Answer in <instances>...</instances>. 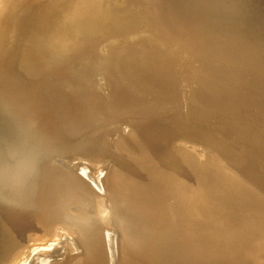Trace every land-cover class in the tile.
<instances>
[{"label":"bare ground","instance_id":"obj_1","mask_svg":"<svg viewBox=\"0 0 264 264\" xmlns=\"http://www.w3.org/2000/svg\"><path fill=\"white\" fill-rule=\"evenodd\" d=\"M153 6L151 0H0V90H13L0 103L15 106L1 112L6 125L0 133L11 139L19 123L34 121L52 141L48 159L56 153L67 161H112L117 201L111 211L100 209L101 198L91 207V189L81 187L86 186L84 168L78 172L77 166L76 172L75 164L67 169L45 164L22 204L9 203L13 197L7 192L0 199L1 253L33 227L44 233L29 240L59 237L57 229L46 232L56 221L57 228H75L87 241L89 248L70 263L108 264L102 223L119 217L128 252L147 264H263L264 245L248 255L255 249L253 236L225 234L217 221L209 223L214 230L205 235L187 233L185 243L175 242L178 250L192 252V261L166 243L181 238L172 223L186 213L181 208L201 207L217 195L213 181L230 189L246 209L241 201L248 202V195L240 190L245 185L214 165L215 156L246 166L247 179L264 186V117L240 119L252 109L234 104L264 91L258 74L264 43L186 26L158 1ZM50 78L63 83L54 79L55 85L38 95L34 87L48 85ZM182 93H190L192 101L181 102ZM130 129L141 135L123 136ZM115 134L123 140L112 144ZM179 138L193 140L198 153L205 149L207 160L190 152L188 140L177 149ZM254 208L247 204L249 211ZM74 241L68 243L70 252L77 249ZM209 253L215 257H202Z\"/></svg>","mask_w":264,"mask_h":264},{"label":"rangeland","instance_id":"obj_2","mask_svg":"<svg viewBox=\"0 0 264 264\" xmlns=\"http://www.w3.org/2000/svg\"><path fill=\"white\" fill-rule=\"evenodd\" d=\"M157 1L160 3V6L165 8L166 11L173 18H177L182 24L186 26L195 27L196 29L200 27L206 30H215L217 32H222L228 35L232 39H244V40L250 41L253 44L255 42L264 43V0H151V4L155 6ZM104 53L105 55H108L106 52ZM259 54L261 53L259 52ZM263 63H264V57L262 55V60L258 64V68H259L258 74H261V76H263V79L260 82V84H264V67H263L264 64ZM50 79H49L50 82L48 81L49 82L48 85L46 86L41 85L39 86L40 88L34 87L35 92L39 93L38 95H40L41 93L44 94L45 92L50 90L51 87L55 85L54 83L55 82L58 83L59 80H61V82L59 83H63V80H62L63 78L62 79L58 78V81L56 78H50ZM54 79H55V82H54ZM98 80H99V83L103 84L104 82L103 80L99 78ZM236 84L237 82L234 85L236 86ZM28 87H31V86H28ZM15 90L16 89H14V91ZM8 92L9 90H6V92L4 90V93L3 91L0 90V100L5 98L7 95H10V93H13V90H11L10 93ZM256 92H255L256 95H254L253 98L251 99H249L248 97V100H247V98H245L247 97V95H245L241 97V100L238 99L236 102H234V104L236 105H240V104L245 105L246 103H248V105L252 109L251 111H249V113L241 114L239 117L240 119L244 117H245L244 119H246L248 117V118H252L253 120L258 121L264 117V112H262L263 111L262 109H264V95H263L264 91L263 92L256 91ZM65 96L66 98H68L67 95ZM65 96H63V98ZM183 98H185L186 100ZM180 101L185 102V103L186 102L190 103L192 101L190 93L189 94L182 93V96L180 97ZM40 105L43 107L45 103L43 102ZM13 107L15 106L14 105H2L0 103V114L1 112L11 111ZM258 107H260L262 111H259ZM185 111H187V109H185ZM1 116L2 114L0 115V126L3 127L4 125H6L4 124L6 122H4L3 120L4 118L3 116L2 117ZM126 116H130V115H126ZM158 121L160 122V119ZM134 130L124 131L123 136H126V134L128 136H132V135L140 136L141 135V134H138L136 129ZM1 134L2 133H0V135ZM5 135L1 136L2 140H7L5 138L8 135L6 136ZM116 136L117 137H115L114 142H112L111 140L112 144H116L115 140H118V139L123 140L119 135H116ZM1 137H0V140H1ZM7 138L10 139L9 136ZM179 139L175 144V147L177 149L178 147H180L179 145H181V147L182 146L186 147L184 146L186 144L184 142H187L188 140L189 143H187L186 145L196 150L195 151L194 149H192L190 150V152L193 154H196V156L199 159L201 158L200 159L201 161L207 160L206 159L207 152L205 151V149L201 148L204 151V153L202 154L200 153L201 151L199 150L200 147L196 146L197 144L191 145L194 143L193 140L189 141L191 139H187V138H182L180 140ZM48 141L49 143L52 142L50 140ZM197 151H200V152L198 153ZM50 156L51 155L46 156V158H44L45 160L43 159L44 161L40 163L39 171L45 164H51L61 169H67L68 166L71 167L73 164H75V166L73 165L72 167L74 168L76 172L78 171L77 166L79 167L78 172H80L84 168L86 176L82 175L81 177L85 180L86 186H82L81 184L80 185L87 193H89V191L87 190V187L89 186L88 188L91 189V193H89L91 207H93L94 199L101 198L100 200L102 201V204H101L102 206L100 205V209H102L103 211H105V209L108 211H111L113 209L114 202H117V201H116V197L114 196V189H113L114 172L113 171L111 172V168L113 166L112 161H109V162L99 161L98 163L100 164H97L89 160H85V159L81 160L78 158H76L77 160L73 158V160H70V161L69 160L67 161L66 159L62 160V159H59L60 156L62 157V155L59 154L58 156L56 155V153H55V156L52 155V157L48 159ZM56 156H58L59 158H57ZM54 157H56V159ZM213 163L219 168L224 169L226 172L231 173L229 174V177L230 176H232L233 178L236 177L238 180L242 182V184L245 185V188L240 187L241 188L240 190L244 189L246 191L243 193L248 195L247 197L249 200H247L248 202L241 201L244 207L246 208V209H243L239 205V200L236 199L237 196H235V194H233L230 189L229 190L223 189V187L217 181H213L215 190L218 191L219 194L217 193V195H215L211 200H209L207 204H203L201 205V207H199L198 205L190 204L188 205L189 207L187 206V207L181 208V209H187L186 213L182 216L173 217V221H172V223H175L174 224V226H176L175 230L176 231L178 230L179 232V234L177 235H179V237L181 238L170 241L169 243L167 242L166 244L171 249H174L176 251H181L183 253L181 257L184 259L185 258L188 259L187 261H192V258H193L191 256L192 252L188 248H186V250L184 249L178 250L180 249V247L175 242L179 240L185 243L189 239V236H186L187 233L191 235L195 233L197 236L205 235L211 230H214L213 228H210L209 226V223L211 222L214 223V221H217L218 226L223 228L222 230L224 231L225 234L228 231H231V232L234 231L236 233L243 232V234H246V235L251 234V236H253L254 238L252 241H253V248L255 247V249H252V251L248 252V255L252 254L253 250L255 252H258L259 248L264 245V186H260L261 183L258 184L257 179H254V180L247 179L248 171L246 170L245 168L246 166L244 165L234 166L231 164L232 162L225 161V159L221 155L215 156V158L213 159ZM77 175L79 177L81 174L79 175L77 173ZM241 177L243 179H240ZM224 195H226L227 199H225ZM174 204L175 203L173 202V205ZM247 204L253 205L256 211L255 212L253 210L249 211V209H247ZM74 208L81 209V206L75 205ZM1 212L2 211H0V214ZM0 218L1 220L4 221V216H1ZM82 219L85 221H88V219H86L85 217ZM52 224L53 226L47 228L46 232L52 233L53 231L57 229L58 232L60 233L59 237L51 235L50 237L47 238V241L45 240L43 242L29 240V238H31L32 236L36 234L44 233V230L39 232L35 230L37 227H33L27 232L25 236H23L24 237L23 239L20 238L21 235H16L10 241V243H8L4 247L2 253L0 252V264H23V263L25 264H57L58 263L59 264L61 262H63L62 264H69L70 263L69 260H73V258H75L74 256H77L80 254L79 252L81 251L83 252V250H85L86 248H89L87 245V241L83 240L82 238L78 237L77 234H75L76 233L75 228L68 227L65 225L64 226L60 225L57 228L56 221L52 222ZM102 225H103L102 232H103V239H104L103 243L105 244L104 248H105V253L107 256L108 264H147V262H145L140 257L128 252L127 250L128 238H127V235H125L126 232L124 230V225L119 217L112 218L111 220L109 219L108 221L103 222ZM211 225L213 226L214 224H211ZM158 234L161 236V234H164V233L161 232L160 234L158 232ZM62 235L64 236V238H62L63 237ZM15 238L18 243L13 241ZM66 238H69V239L73 238L74 240H77V244H76L77 249L70 252L69 250L70 244L68 243L73 244L75 243V241L70 239V242L68 241L67 243ZM164 238L166 240V237ZM51 242H55V243H51ZM37 245H40L38 247H43V249L42 248L39 249ZM45 247L46 248L48 247V248L45 249ZM73 247L75 248V245H73ZM36 249L38 251H35ZM176 251H174V253ZM226 251H229V250L223 248V252H226ZM27 255H28L27 260L25 262H22L23 258ZM70 256L72 257L69 259ZM204 256L215 257L214 255H212V253L203 255L202 257ZM13 257L15 258L12 259ZM29 257H30V260H29ZM202 257H199V258H202ZM219 260L220 259H218V261ZM199 261L200 259H195L194 262H199ZM224 261L225 260H220L219 264H225ZM234 262L232 264H238V262H235V263ZM262 262L264 264V258ZM239 263L243 264L241 261H239ZM70 264H78V263L73 262ZM226 264H230V262L229 263L227 262Z\"/></svg>","mask_w":264,"mask_h":264},{"label":"clouds","instance_id":"obj_3","mask_svg":"<svg viewBox=\"0 0 264 264\" xmlns=\"http://www.w3.org/2000/svg\"><path fill=\"white\" fill-rule=\"evenodd\" d=\"M51 145L34 121L19 123L13 137L0 140V199L11 194L9 203L22 204Z\"/></svg>","mask_w":264,"mask_h":264}]
</instances>
